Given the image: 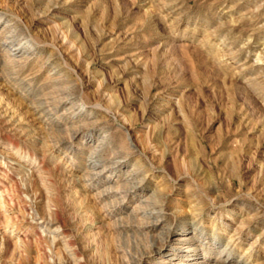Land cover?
<instances>
[{
  "label": "rangeland",
  "instance_id": "rangeland-1",
  "mask_svg": "<svg viewBox=\"0 0 264 264\" xmlns=\"http://www.w3.org/2000/svg\"><path fill=\"white\" fill-rule=\"evenodd\" d=\"M0 16V264H264V0Z\"/></svg>",
  "mask_w": 264,
  "mask_h": 264
},
{
  "label": "bare ground",
  "instance_id": "bare-ground-1",
  "mask_svg": "<svg viewBox=\"0 0 264 264\" xmlns=\"http://www.w3.org/2000/svg\"><path fill=\"white\" fill-rule=\"evenodd\" d=\"M0 19H1V16H0ZM3 46H5V49H7V43L6 44H3ZM91 162H92V160H91ZM91 167H96V163H95V161H93L92 163H91ZM102 171V170H101ZM97 173V172H96ZM99 173V172H98ZM97 173V174H98ZM94 176H96V175H94ZM98 176V175H97ZM95 178V177H94ZM126 186H128V185H126ZM126 186H111L110 187V189H106V191H104L103 193V195H102V197L103 198H105V197H108V196H110V195H117V194H120V195H122V194H124V195H122V196H125V195H128V190H127V188H125ZM142 210V209H141ZM144 216V215H143ZM151 216V215H150ZM262 236V235H261ZM260 236V237H261ZM260 239V238H259ZM180 240H183V238L182 239H180ZM179 240V241H180ZM185 241L187 242V246H186V248H187V252H185V253H183V254H180V252H178L177 250H175V251H173L172 252V258H174L175 256H178V258H180V257H183V258H185L186 259V264H217L216 263V261H211V262H209L207 259L209 258V257H211V250H210V248H204V250H202V252L200 253L199 251H198V247H197V245H196V243H195V241H194V237H192V238H190V239H188V240H186L185 239ZM197 242L199 241V240H196ZM198 245H201V242H199V244ZM198 251V252H197ZM193 255H201V258L200 259H197V260H190V258H191V256H193ZM194 257V256H193ZM200 257V256H199ZM133 260V259H132ZM183 259H178V262L179 261H182ZM179 264H181L180 262H179ZM222 264H228V261H227V259H223V262H222Z\"/></svg>",
  "mask_w": 264,
  "mask_h": 264
}]
</instances>
